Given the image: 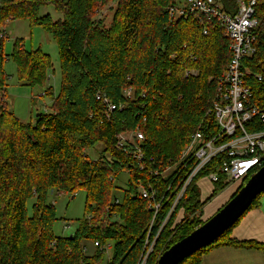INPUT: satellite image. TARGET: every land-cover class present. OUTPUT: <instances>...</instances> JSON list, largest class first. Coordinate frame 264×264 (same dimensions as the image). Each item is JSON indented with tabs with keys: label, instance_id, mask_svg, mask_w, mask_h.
<instances>
[{
	"label": "trees",
	"instance_id": "trees-1",
	"mask_svg": "<svg viewBox=\"0 0 264 264\" xmlns=\"http://www.w3.org/2000/svg\"><path fill=\"white\" fill-rule=\"evenodd\" d=\"M179 1L0 0V34L11 21L42 27L57 42L62 75L57 95L49 84L50 57L16 41L12 57L20 82L43 88L52 102L36 124L23 123L7 101L6 36L0 37V264H138L152 244L147 264H157L166 250L211 218L202 219L203 208L227 189L226 176L211 183L206 201L198 183L218 171L219 158L200 172L161 230L186 177L183 172L176 179L192 135L219 133L212 104L232 58L231 40L217 21L171 17ZM217 1L226 12L237 13L238 0ZM112 3L114 17L107 24L100 13ZM49 5L61 19L41 15ZM255 17L256 54L244 60V84L252 105L264 113V0L257 3ZM106 98L116 106L112 113ZM137 129L145 136L143 169L128 146L118 148L119 135ZM248 130L264 131V121L256 118ZM96 146L103 148L97 160L88 154ZM169 164L173 174L156 176ZM124 172L129 187L119 197L116 181ZM251 176L233 186L229 201ZM141 187L156 190L155 202H162L155 219V202L141 196ZM80 190L86 193L85 216L71 236H57V210L49 195ZM263 195L245 215L260 207ZM223 236L181 264H203L222 248L264 254V243Z\"/></svg>",
	"mask_w": 264,
	"mask_h": 264
},
{
	"label": "built area",
	"instance_id": "built-area-1",
	"mask_svg": "<svg viewBox=\"0 0 264 264\" xmlns=\"http://www.w3.org/2000/svg\"><path fill=\"white\" fill-rule=\"evenodd\" d=\"M258 2L259 0H238L236 14L226 12L222 3L217 0H180L170 9L173 19L195 17L199 22L217 21L224 27L231 40L232 58L212 104V113L219 133L210 137L199 130L192 135L182 153L179 163L181 169L177 171L176 179L183 172H186V177L182 181L181 192L161 230L172 217V213L196 177L216 158L221 159L218 171L210 173L205 179L215 184L219 182L221 176H226L224 182L227 188L238 184L250 175L253 176L264 166V131L250 132L248 130L249 125L256 118L264 121V113L252 105V92L244 84L243 72L244 60L256 54L254 30L259 23L255 17ZM0 36L3 35L0 34ZM191 73L197 74L195 71ZM258 79L261 80V77L258 76ZM102 98L104 99L102 95L97 97L98 100ZM104 102L109 107V113L116 109V106L107 98ZM144 140V134L137 129L119 135L118 142V148L125 149L128 146L129 151L134 153L135 159L142 166L141 169L144 168L145 159L140 145ZM174 170V165L169 164L164 166L161 172L157 170L156 176L170 175L174 173ZM140 194L153 204L157 199V192L154 189L148 191L141 187ZM161 204L162 202L158 204L155 202L153 206L156 211L154 219ZM146 245L148 246V242ZM153 248L154 244L147 248L138 264H147Z\"/></svg>",
	"mask_w": 264,
	"mask_h": 264
},
{
	"label": "rangeland",
	"instance_id": "rangeland-1",
	"mask_svg": "<svg viewBox=\"0 0 264 264\" xmlns=\"http://www.w3.org/2000/svg\"><path fill=\"white\" fill-rule=\"evenodd\" d=\"M115 7L116 5L112 3L106 6L100 13V17H108L107 24H111L113 20ZM46 14H50L55 20L62 18V14L52 5L44 7L41 10V15ZM1 34L6 36L4 53L7 57L2 66V70L6 77L9 108L23 123L36 124L38 115L48 112L52 102L49 97H44L45 93L43 88L28 87L20 82L18 67L12 57L14 46L16 41L20 40L27 51L41 49L50 57L53 67L49 73V84L58 95L61 88L62 75L57 42L42 27L33 26L28 21H11L1 30ZM3 96L4 94L0 91V102ZM102 150V146H96L89 150L88 154L92 159L97 160L100 158ZM129 180L130 176L127 172L119 176L116 181V186L120 189L115 193L117 196L120 197L123 195L124 190L129 187ZM213 199L215 198L209 200L203 208V220L208 217L207 205ZM49 201L56 206L57 210L58 222L55 225L56 235L61 237L71 236L78 227L79 221L85 216L86 193L80 190L75 195H60L58 192L52 191L49 195ZM227 234L229 235L230 233ZM227 234L223 236V239L228 236ZM247 252L243 251L240 254L234 249H215L205 259L203 264H264L263 253ZM107 253L109 257L110 252Z\"/></svg>",
	"mask_w": 264,
	"mask_h": 264
},
{
	"label": "water",
	"instance_id": "water-1",
	"mask_svg": "<svg viewBox=\"0 0 264 264\" xmlns=\"http://www.w3.org/2000/svg\"><path fill=\"white\" fill-rule=\"evenodd\" d=\"M43 114H39L38 118ZM264 193V166L246 182L238 194L202 226L171 246L157 264H181L231 231L254 201Z\"/></svg>",
	"mask_w": 264,
	"mask_h": 264
},
{
	"label": "crops",
	"instance_id": "crops-1",
	"mask_svg": "<svg viewBox=\"0 0 264 264\" xmlns=\"http://www.w3.org/2000/svg\"><path fill=\"white\" fill-rule=\"evenodd\" d=\"M198 186L201 191L202 200L206 201L210 199V196L213 192L212 184L206 179H202L198 183ZM230 188L231 190H229ZM234 192L235 188L231 186L227 188L222 194H219L217 197H215V199H213L209 205H207V216L210 217L215 214L226 202L229 201ZM229 236L238 241H256L259 243H264V195L260 200V207L247 213L231 230ZM235 251H238V253L242 254L244 250ZM247 253L254 252L248 251Z\"/></svg>",
	"mask_w": 264,
	"mask_h": 264
}]
</instances>
